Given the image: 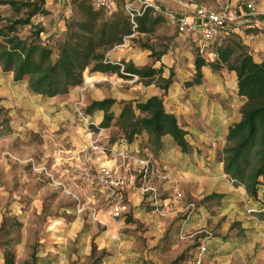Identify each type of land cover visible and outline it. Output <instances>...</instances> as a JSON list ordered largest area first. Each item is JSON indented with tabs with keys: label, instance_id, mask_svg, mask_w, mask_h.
Instances as JSON below:
<instances>
[{
	"label": "rangeland",
	"instance_id": "1",
	"mask_svg": "<svg viewBox=\"0 0 264 264\" xmlns=\"http://www.w3.org/2000/svg\"><path fill=\"white\" fill-rule=\"evenodd\" d=\"M153 1V14L162 18L161 23L152 33L125 39L107 52L106 61L131 62L138 68L163 66V78L171 70L173 84L166 92L147 81L89 68L81 86L47 98L32 94L25 81L15 83L0 65V264L6 256L14 264H187L199 246L206 248L202 264H264V177L258 179L252 196L223 171L227 129L238 119L242 106L233 74L224 68H203L200 84L188 86L194 79L196 57L208 63L215 60L211 52L217 39L200 52V39L180 35L170 18L192 16L195 8L238 9L248 3L264 12V0ZM44 2L45 9L46 4L58 5V12L39 22L36 16L31 23L44 30L39 38L53 48L55 59L56 44L64 36L56 18L65 17L66 3ZM24 13L22 7L15 13L8 5L0 6V27ZM251 27L256 28L238 22L220 38L236 35L248 52L255 53L251 45L263 43L243 35ZM33 33L29 25L17 27L21 39ZM262 47H257V55H264ZM151 96L161 97L167 112H178L184 125L193 124L213 142L191 139L193 158L182 154L170 138L154 148L141 133L127 144L115 125L119 111L123 103ZM104 99L116 102L113 120L97 131L80 119L77 110L86 115L92 102ZM89 118L100 127L101 113ZM208 147L215 149L210 167L202 154H208ZM146 157L153 169L142 179L137 161ZM199 158L204 166L194 169L191 165L196 166L193 161L200 162ZM249 163L245 176L251 173L253 158ZM164 165L170 169L159 168ZM102 169L123 178L127 187L108 188L100 180ZM142 187L147 191L142 192ZM117 200L125 210L116 217L112 206ZM242 216L254 222L249 233L237 220Z\"/></svg>",
	"mask_w": 264,
	"mask_h": 264
},
{
	"label": "trees",
	"instance_id": "2",
	"mask_svg": "<svg viewBox=\"0 0 264 264\" xmlns=\"http://www.w3.org/2000/svg\"><path fill=\"white\" fill-rule=\"evenodd\" d=\"M118 1L122 3L116 10ZM124 4V0H116L113 9L108 11L96 8L92 0H70V15L65 19L62 32L64 36L56 44L57 54L53 59V48L39 38L44 30L31 23L36 16L49 15L44 0H27L23 4L0 1V6L8 5L15 13H19L21 7L25 9L24 17L7 20L0 27L2 71L11 73L15 83L25 81L32 94L47 98L65 95L72 88L81 86L83 74L89 68L91 72L116 74L122 79L136 77L166 92L173 84L171 70L168 77L163 78V66L158 69L138 68L131 62L111 64L106 61L107 52L122 45L125 39L135 33H152L162 21L149 7L134 18L136 27L133 29ZM27 25L34 29L33 37L19 38L17 27ZM259 32L252 28L245 31L246 34ZM211 53L215 56L211 63L200 57L195 58L194 79L187 85L200 84L203 68H224L235 74L237 95L243 103L239 122L227 129L228 146L223 151V171L242 184L246 192L255 196V185L259 178L264 177V61L255 63L236 35L219 37ZM115 104L113 99L94 101L85 113H101L100 128L106 129L113 120L112 108ZM115 125L127 144L135 136L145 133L154 148L160 147L164 138H170L182 154L191 152L187 132L178 124L176 116L166 111L161 97L151 96L144 101L123 103ZM251 158V173L245 176L250 170ZM4 264H14L13 259L4 257Z\"/></svg>",
	"mask_w": 264,
	"mask_h": 264
},
{
	"label": "built area",
	"instance_id": "3",
	"mask_svg": "<svg viewBox=\"0 0 264 264\" xmlns=\"http://www.w3.org/2000/svg\"><path fill=\"white\" fill-rule=\"evenodd\" d=\"M96 8H101L105 10H111L115 6L116 0H92ZM124 11L128 15L132 28L136 27L134 23V18L140 16L146 8L151 7L152 5L147 2H142L141 0H124ZM139 3L140 6L135 4ZM262 18L264 21V12L258 11L255 6L251 3H248L244 6V9L240 8H229L225 7L219 10L207 9V8H195L192 16L189 17H175L170 16L171 21L175 23L177 31L180 35L184 34H194L199 39L203 45H208L218 39L222 32L226 30L231 25H234L238 22H245L247 24H252L254 19ZM226 35V33L223 32ZM110 63V62H108ZM112 64V63H111ZM136 78V77H133ZM77 114L80 119L84 122H87L88 125L94 126L98 131L100 127L95 125L93 122L89 121V115H84L81 111L77 110ZM97 149V147H93ZM122 155V154H120ZM138 168L142 170L143 176L142 179H145L147 172L153 169L152 161L149 157L138 160ZM100 180L111 189L120 190L127 187L128 183L123 178L114 177L110 171L101 170ZM165 179L166 177H162ZM233 182V181H232ZM148 188L142 187L141 191L145 192ZM114 194V191H112ZM113 196V195H112ZM156 204V203H154ZM125 210V206L122 205L118 200L114 202L112 206V215L116 216L119 213ZM155 210V209H154ZM251 212H253L251 210ZM115 240L118 239L117 236L113 237ZM206 253V248L204 246H199L196 253L191 256V259L187 264H202L203 256Z\"/></svg>",
	"mask_w": 264,
	"mask_h": 264
},
{
	"label": "crops",
	"instance_id": "4",
	"mask_svg": "<svg viewBox=\"0 0 264 264\" xmlns=\"http://www.w3.org/2000/svg\"><path fill=\"white\" fill-rule=\"evenodd\" d=\"M141 1L142 2H147V3L151 4V5L154 2L153 0H141ZM64 2L66 3L65 17H62L61 18V17H58L57 16V18H56V24H57L56 27L59 28V30H60L59 32H63V30H64V20L67 19L68 18V15L70 14V0H64ZM50 6H52V7L49 8L48 4H46V8H47L46 10L49 12V15H51L52 13L54 14L55 12H58V10L56 9V7L58 5L51 3ZM240 9L243 10L244 9V6H241ZM42 18L43 17H40L39 16V19H37V21L38 22L41 21ZM252 24H254V26H256V28H254V27H251V28L252 29H258L260 32L258 34H246L245 31H244V34L243 35L246 36L247 38H250V40H260V43H263L264 44V21H263V19L261 17L260 18H257V19H254L253 22H252ZM258 24H261V26L263 27V29L259 28V25ZM42 25H44V24H42ZM53 30H55V27H54ZM191 36L197 37L194 34H192ZM263 44H260L257 47L260 48V50H262ZM198 47L200 48V52H202L204 49H206L208 47V45H203L199 41L198 42ZM251 47H252V49L255 52V53H250L249 52V54L252 56L253 61L255 63H261V62H263L264 61V55H257L256 54V52L259 49H257V47L254 44H252ZM230 73L233 74L232 76L234 77V90H235V93L237 94L236 77H235V74L233 72H230ZM241 103H243V101H241ZM170 113H172V114H174L176 116L177 121H178V124L187 132L186 139H187V141H189V144L190 145L192 144V142H190L191 139L195 140L196 142H208V144H210L211 142H213L214 139L212 137L207 136V134H202L201 131L194 129L195 126L193 124H190L189 127L186 126V125H184V123H182V121H181V118L179 117V113L178 112L171 111ZM239 120H240V115H238V119L236 121H234L232 123V125L238 123ZM193 133H195V135H192ZM214 151H215V149H212L211 150L208 147V154L206 155V154L202 153L203 154V157L205 158V159L204 158L203 159H204V162H205L206 167H210L211 164L209 162H210V160L213 159ZM194 154H196L195 150H194ZM184 155H186V154H184ZM187 155L189 156V158H193V154L192 153H189ZM199 159H200V162H197L196 160L193 161V163H195V162L197 163L196 166L195 165H191L194 169H196L198 166H204L203 165L204 162H202V160H201L202 158H199ZM106 163H108V162H106ZM201 163H202V165H201ZM168 164L170 165V163H168ZM176 166L181 167L180 164L179 165H176ZM191 166H189V167L191 168ZM107 167H108V165H107ZM159 168H162L163 170H167V169L169 170L170 169V166L168 167V166L164 165V166H161ZM183 168H185V166H183ZM234 190H236V189H234ZM132 194L135 195V194H138V193L137 192L136 193L135 192H132ZM137 197H138V199H140L139 195H137ZM237 220L241 222V224H242L241 225V228H243L246 231H248V233L251 231L252 227L255 226L253 220L251 218H249V217L242 216L241 218H239ZM259 223L262 224V221L259 220Z\"/></svg>",
	"mask_w": 264,
	"mask_h": 264
}]
</instances>
